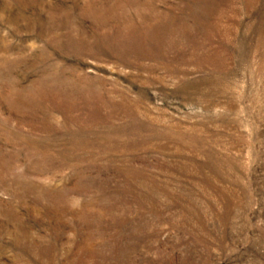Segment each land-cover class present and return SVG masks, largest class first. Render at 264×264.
<instances>
[{"label":"rangeland","instance_id":"obj_1","mask_svg":"<svg viewBox=\"0 0 264 264\" xmlns=\"http://www.w3.org/2000/svg\"><path fill=\"white\" fill-rule=\"evenodd\" d=\"M0 264H264V0H0Z\"/></svg>","mask_w":264,"mask_h":264}]
</instances>
